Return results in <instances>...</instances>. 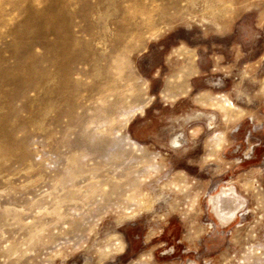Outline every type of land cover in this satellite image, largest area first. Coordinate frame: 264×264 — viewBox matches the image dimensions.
I'll list each match as a JSON object with an SVG mask.
<instances>
[{
	"label": "rangeland",
	"instance_id": "1",
	"mask_svg": "<svg viewBox=\"0 0 264 264\" xmlns=\"http://www.w3.org/2000/svg\"><path fill=\"white\" fill-rule=\"evenodd\" d=\"M194 263L264 264V0H0V264Z\"/></svg>",
	"mask_w": 264,
	"mask_h": 264
},
{
	"label": "bare ground",
	"instance_id": "2",
	"mask_svg": "<svg viewBox=\"0 0 264 264\" xmlns=\"http://www.w3.org/2000/svg\"><path fill=\"white\" fill-rule=\"evenodd\" d=\"M120 106V105H119ZM250 144V143H249ZM235 161V160H234ZM236 163V162H235ZM248 172V171H247ZM244 178V177H243ZM229 202V201H228ZM232 208H233V205H232V203L231 202H229V203H227V204H223V205H221L220 206V212H221V214H219L221 217H223L222 216V214H226V213H229V212H231V210H232ZM206 223V222H205ZM211 223V222H210ZM212 225V224H211ZM204 227V226H203ZM213 227V226H212ZM236 228V227H235ZM237 229V228H236ZM212 230V229H211ZM203 231V230H202ZM204 232V231H203ZM201 233V232H200ZM232 236V235H231ZM233 237V236H232ZM184 238V237H183ZM233 239V238H232ZM231 239V240H232ZM195 240V239H194ZM186 241V240H185ZM149 242V241H148ZM193 244V243H192ZM198 244V243H197ZM195 247V246H194ZM124 249V248H123ZM190 250V249H189ZM195 251V250H194ZM116 256V255H115ZM204 259H206V258H204ZM214 259V258H213ZM206 262V261H205ZM217 262V261H216ZM210 263V262H209ZM212 263V262H211ZM194 264H196V263H194Z\"/></svg>",
	"mask_w": 264,
	"mask_h": 264
}]
</instances>
